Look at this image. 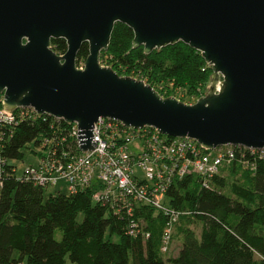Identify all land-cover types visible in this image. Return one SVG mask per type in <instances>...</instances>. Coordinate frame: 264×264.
Here are the masks:
<instances>
[{"label":"water","instance_id":"95a60500","mask_svg":"<svg viewBox=\"0 0 264 264\" xmlns=\"http://www.w3.org/2000/svg\"><path fill=\"white\" fill-rule=\"evenodd\" d=\"M116 23L145 54L178 42L198 51L212 70L207 92L188 104L102 66ZM52 39L65 40L64 54ZM0 96L6 112L30 107L76 123L83 152L96 146L99 118L208 150L264 148V0H0Z\"/></svg>","mask_w":264,"mask_h":264},{"label":"trees","instance_id":"16d2710c","mask_svg":"<svg viewBox=\"0 0 264 264\" xmlns=\"http://www.w3.org/2000/svg\"><path fill=\"white\" fill-rule=\"evenodd\" d=\"M133 37L129 27L116 23L100 64L144 81L165 98L191 103L206 93L212 70L198 51L178 42L145 54L142 46L132 47ZM51 48L62 55L67 45L52 39ZM88 54L83 43L77 65ZM70 127L42 116L0 128V264H66L67 259L73 264H264V161H257L254 170L232 164L229 170L240 171L241 178L228 184L225 177H215L216 190L203 188L194 174L172 182L168 204L184 214L180 250L165 261L161 213L136 211L150 235L133 237L127 234L128 218L93 203L90 190L45 196L44 188L18 179L10 161L22 160L29 144L37 148L53 133L66 136ZM192 222L201 224L199 236ZM57 230L61 239L55 237Z\"/></svg>","mask_w":264,"mask_h":264},{"label":"built area","instance_id":"2783aa9c","mask_svg":"<svg viewBox=\"0 0 264 264\" xmlns=\"http://www.w3.org/2000/svg\"><path fill=\"white\" fill-rule=\"evenodd\" d=\"M36 117L30 107L9 112L0 108V128ZM67 125L71 127L66 136L53 133L40 141L34 163L18 179L44 189L66 188L68 194L90 190L93 203L128 218L127 234L133 237L150 235L143 220L136 218V211L150 208L161 213L165 218L162 253L168 252L174 225L184 214L167 201L176 178L194 174L203 188L216 190L214 178L223 177L222 171L232 164L254 170L257 161H264V148L223 145L208 150L187 137H169L147 126L126 127L110 118H99L93 125L96 146L83 152L76 123Z\"/></svg>","mask_w":264,"mask_h":264},{"label":"rangeland","instance_id":"374dc122","mask_svg":"<svg viewBox=\"0 0 264 264\" xmlns=\"http://www.w3.org/2000/svg\"><path fill=\"white\" fill-rule=\"evenodd\" d=\"M84 62L82 61L80 64H78L77 66L79 68L83 67ZM103 66V65H102ZM208 88V87H207ZM207 92V90H206ZM182 95V93H179ZM189 99V98H186ZM0 100L2 102V96H0ZM195 101V100H194ZM191 102V103H194ZM36 147L34 145V143L29 144L24 150V156L22 160H14V161H10L11 165H13L16 168V175L20 176L22 174V172L24 171V169L34 163L35 161V157H34V151H35ZM241 169L244 170L245 167L241 166ZM222 176L225 177L227 179L228 184L231 182H235L236 180L241 178V172L239 171L237 174H232L231 171L229 170V168H226L225 170L222 171ZM61 185V184H59ZM225 191V190H223ZM45 196H49V195H56V194H68V191L66 190V188H63L62 190L59 189V186L56 187H51L48 189H45ZM82 220V215H80L79 217V221ZM182 226V222L178 221L177 223H175L174 228H173V233H172V238L170 240L169 243V250L167 253H165L163 255L165 261L170 258V257H174L177 255L178 250L181 246V236L179 234V227ZM190 228L193 229L195 231V233L197 234V236L200 235V231H201V224L198 222H192V224L190 225ZM55 237L57 239H61L62 237V233L60 230H57L55 232ZM112 242H117L118 238L116 236L111 237ZM15 255L17 256L18 254L15 253ZM66 264H73L69 261V259H67ZM168 264V263H166Z\"/></svg>","mask_w":264,"mask_h":264},{"label":"crops","instance_id":"0c3cea01","mask_svg":"<svg viewBox=\"0 0 264 264\" xmlns=\"http://www.w3.org/2000/svg\"><path fill=\"white\" fill-rule=\"evenodd\" d=\"M180 247H181V246H180ZM179 250H180V248H179ZM179 250H178V251H179Z\"/></svg>","mask_w":264,"mask_h":264}]
</instances>
